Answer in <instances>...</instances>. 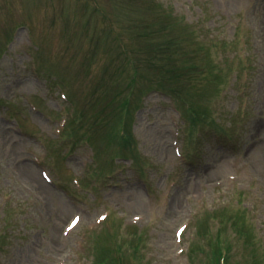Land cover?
Instances as JSON below:
<instances>
[{
  "label": "rangeland",
  "instance_id": "obj_1",
  "mask_svg": "<svg viewBox=\"0 0 264 264\" xmlns=\"http://www.w3.org/2000/svg\"><path fill=\"white\" fill-rule=\"evenodd\" d=\"M261 99L264 0H0V264H264Z\"/></svg>",
  "mask_w": 264,
  "mask_h": 264
},
{
  "label": "bare ground",
  "instance_id": "obj_2",
  "mask_svg": "<svg viewBox=\"0 0 264 264\" xmlns=\"http://www.w3.org/2000/svg\"><path fill=\"white\" fill-rule=\"evenodd\" d=\"M261 100H263V105H264V99H261ZM41 184H42L41 187H44L47 191L49 190V187L45 183L41 182Z\"/></svg>",
  "mask_w": 264,
  "mask_h": 264
},
{
  "label": "trees",
  "instance_id": "obj_3",
  "mask_svg": "<svg viewBox=\"0 0 264 264\" xmlns=\"http://www.w3.org/2000/svg\"><path fill=\"white\" fill-rule=\"evenodd\" d=\"M220 252L219 250H217V253Z\"/></svg>",
  "mask_w": 264,
  "mask_h": 264
},
{
  "label": "snow or ice",
  "instance_id": "obj_4",
  "mask_svg": "<svg viewBox=\"0 0 264 264\" xmlns=\"http://www.w3.org/2000/svg\"><path fill=\"white\" fill-rule=\"evenodd\" d=\"M73 223H75V221H73Z\"/></svg>",
  "mask_w": 264,
  "mask_h": 264
}]
</instances>
